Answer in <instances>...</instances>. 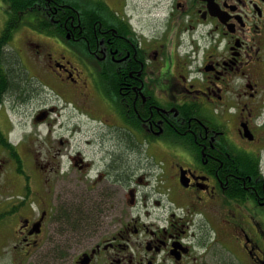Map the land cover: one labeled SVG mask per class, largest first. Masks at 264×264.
<instances>
[{
  "label": "flooded vegetation",
  "instance_id": "af4514ba",
  "mask_svg": "<svg viewBox=\"0 0 264 264\" xmlns=\"http://www.w3.org/2000/svg\"><path fill=\"white\" fill-rule=\"evenodd\" d=\"M0 264H264V0H0Z\"/></svg>",
  "mask_w": 264,
  "mask_h": 264
},
{
  "label": "rangeland",
  "instance_id": "374dc122",
  "mask_svg": "<svg viewBox=\"0 0 264 264\" xmlns=\"http://www.w3.org/2000/svg\"><path fill=\"white\" fill-rule=\"evenodd\" d=\"M132 1H136V2H139L140 0H132ZM55 99H53L52 97H51V95H48V99H47V101L48 102H52V101H54ZM55 104H58L59 106H60V108H62L61 109V113H62V115H57V116H55L58 120H61V121H64V122H66V125L67 124H70V119H69V117H68V112H67V110H68V108L67 107H64L63 105H65V101L64 102H62V106H61V101H57V100H55ZM72 123V122H71ZM72 125V124H71ZM55 135H58V136H60V135H65L66 137H69L70 136V144L69 145H71L72 146V144L75 142V139H73L74 137H73V135H72V131H71V127L70 126H67V127H64L63 129H60V128H57V132H55ZM41 140V144H42V141L44 140V139H40ZM54 140V139H53ZM90 140H94V139H90ZM33 142H35L33 145H34V147H35V149H39V141H37V139H33ZM83 142H84V139H81V141H80V144H83ZM83 146H84V144H83ZM85 148H86V150L88 151V152H92L94 149V146H92V145H89V146H85Z\"/></svg>",
  "mask_w": 264,
  "mask_h": 264
},
{
  "label": "water",
  "instance_id": "95a60500",
  "mask_svg": "<svg viewBox=\"0 0 264 264\" xmlns=\"http://www.w3.org/2000/svg\"><path fill=\"white\" fill-rule=\"evenodd\" d=\"M39 118H41V117H39Z\"/></svg>",
  "mask_w": 264,
  "mask_h": 264
}]
</instances>
